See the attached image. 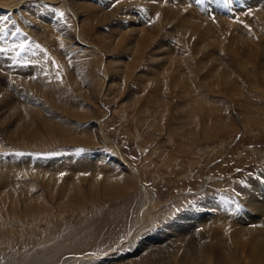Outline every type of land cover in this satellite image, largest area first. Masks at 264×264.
Segmentation results:
<instances>
[{
	"label": "rangeland",
	"instance_id": "374dc122",
	"mask_svg": "<svg viewBox=\"0 0 264 264\" xmlns=\"http://www.w3.org/2000/svg\"><path fill=\"white\" fill-rule=\"evenodd\" d=\"M12 1L14 0H0V4L5 5ZM22 1V5L14 10L16 18L13 20V23L17 25V27L14 28V33L22 37L13 42L14 47H16L14 48L16 50L15 54H17V56L22 52H27L28 54L31 50L33 57L30 58L32 61H30V67L38 66L40 78L35 87H30L38 101H32V104L29 106H33L35 113L42 118H49V115H51L50 118L54 115L63 117V119L69 121L68 123L71 126H75V130H68L69 132L63 130L65 131L63 133L59 131L58 134H49L45 129L43 133L44 136L42 135L43 137L38 140V144H36L37 142L34 141V139H28L27 137H23V140L19 138L16 141L14 135L12 134L11 136V133L16 132L19 128L16 122V115L9 113L10 111L7 110V108L0 110V203H2L0 204V262L3 261V263L6 264H8V262H10V264H15L19 261H23V255L19 256L14 253L12 254L13 256L10 255L9 257L11 247L13 246L7 243L15 239L12 238L14 234L16 236H18L17 234H19V236H30L36 228L41 229L38 230V232L46 233L45 231H47L49 227H59L57 231L61 232L60 236H65L70 235L72 232H76V230L79 231V229L84 230L86 227L89 228L93 224L95 220L93 216L96 217V213H91L92 209L98 210L101 207L103 208V200H101L103 198H100V196L103 195L102 188H104V183L102 182V177L99 179V177L93 178L90 175V178L87 177L86 179V176H84L86 171L82 169V166L80 167L78 164L75 166V163H78L80 158L81 161H84L85 159L83 158L86 155L89 156L91 160L95 157L93 160L100 163L102 166L106 163V161L99 159V156L103 154L102 152L109 153L115 157L119 156L128 167L130 165L134 168L129 180L132 182H128L125 185L126 195L128 196L129 192L134 193L135 191H138V193H142L143 191L144 193L146 189H149L155 194L156 203L159 208L166 204L167 206L169 204H175L176 206L179 204L181 205V203H179L180 201H177L180 199L181 202L187 200L183 202L184 205L181 207V209L185 211V205L188 202L192 203L190 201L199 196L208 194H210V196L223 195V193H229L228 195L231 198L229 202L233 203L234 200V203H237L239 206L238 208L236 205L233 210L231 209L232 211L230 210V213L239 216V214L244 213V205L246 207L249 203V206L253 208L257 207L256 209L262 208L261 210L264 211V0H261L256 7H252L251 5L246 6L244 3L240 2L243 0H236V3H239L240 7L233 8L231 6L233 9L231 16L216 12L215 7L210 5V0H204L206 8L203 12H200V10L198 11V8L195 7L193 3L191 4L186 0H181V3H178L179 0H151L152 3H156L155 5L159 6V10L165 9L166 6H168L167 9H171V6H173L172 9L176 11V15H181L179 16L180 20L185 15L187 16L185 12L189 11V5L191 8H194L196 16L194 15V18L190 17V19L192 22H196L195 25L188 26L190 23L186 22V26L183 21L185 27H192L193 30L188 32L191 34L176 29L177 27H183L182 22L179 20H176L177 22L174 24L175 27L177 26L176 28H172L174 27L172 23L157 22L156 15H154L155 12L151 11L152 9L148 7L147 1L150 0H115L113 6L119 4V7L117 6L119 11L114 16L116 19L122 16V20H125L124 23L131 24V17L134 14H140L148 20V26L158 23L156 28L159 26L158 29L160 32H156V34L157 36L159 35V39L156 36L155 40L148 44V48L146 45L144 50L136 55L128 52L125 48L128 46L125 42H121L120 38L116 36L119 34L117 30L118 25L112 24L109 18L103 19L100 16L96 20L91 16L88 18L85 15L87 6L86 4L83 5L84 2H92L93 6L99 4L96 7L101 9V5L105 3V0H72L74 1V6L76 5L77 8H81V11L84 6V14L82 16V23L84 24H82V26L84 28H82L83 32L79 38L80 41L82 40L83 48H88H86V53L80 51L81 53L78 57H68L65 55V58H68L69 61L64 59V55L60 53L63 51V47L59 45V48H55L48 34L38 37L34 34L35 27L33 26L35 24L33 21L30 23L32 29L28 26H24L23 23L25 22L26 15L23 10L26 11V5L29 2H26V0ZM47 1H52L51 3H53H47V6L52 5V8H55L59 13L63 12V16L71 21L72 16H70V10H74L69 4L70 0ZM82 1L83 3H81ZM182 1L185 2L182 3ZM75 2H77V4ZM224 2L227 1L224 0ZM230 3H235V0ZM44 5H46V3ZM125 5L126 7H124ZM103 7L104 5H102V9ZM121 10H123V12ZM173 10H171L172 13H174ZM181 11L183 13H181ZM84 17H87V19H84ZM216 20L217 22H215ZM219 21L220 24H218ZM236 22L241 26L239 27V24H236ZM73 23H75V21H73ZM223 23H226L227 26ZM70 24H72V21ZM221 25H223V27ZM225 26L226 28H224ZM260 26L262 28H260ZM46 27L47 29L50 28L49 25ZM51 29L52 28L48 29V31H51ZM225 30L226 32H224ZM51 33L53 32L51 31ZM47 38H49L52 45L49 44L50 41ZM234 38H240L239 41H241V45L246 51L243 48L240 50L241 52H239V50L237 51V49H240V46ZM159 41H161V43ZM247 41L249 44L246 43ZM224 43L226 45H224ZM21 45L25 46L23 48L25 51L22 48L19 49ZM202 45L205 46L203 47ZM168 46L169 48H167ZM59 49H61V51ZM175 49L184 51L187 56L190 57L189 59L192 63L191 68L189 65L185 66L183 64L182 60L185 59L184 56L179 55ZM104 50H107L108 53L103 54ZM10 53L11 52H8L7 54V52H5L4 56L8 57ZM73 54H76V52ZM113 59L116 60V63ZM222 59L224 61L227 59L228 61L231 60L234 62L232 71L235 75H233L234 77H227L226 79H221L219 77L221 80H216L213 75L209 73H211L213 68H216V65H218L219 61L221 62ZM42 60L44 66L41 65ZM240 60L244 63L242 62L239 65ZM14 63L10 65L13 66ZM242 64H244L245 67ZM178 65L180 68L177 67ZM199 65L200 67L203 66L202 69ZM76 67L77 69H75ZM44 68H46V71H44ZM67 69L71 72H69V70L67 71ZM218 70H220V68ZM8 71L9 69L0 67V73H4L3 76L8 75ZM45 73V77L47 78L44 77ZM192 73H195V75ZM202 75L205 76L202 77ZM153 76L155 79H153ZM49 77L52 78L54 82L50 79L51 82L48 79ZM67 78L69 80H67ZM182 78L185 79L183 80ZM211 79L214 80L212 81ZM70 80L73 84L71 82L68 83ZM75 80L78 86L75 84ZM96 82L97 84H95ZM53 83L58 84L60 88L69 92V94L75 95L74 98L77 99L73 103L77 102V115L73 113V116L71 114L69 115L70 110L68 111V109H70L71 106H69L70 103L68 100L65 99V101L60 99L58 102L57 99H55L56 90L52 87ZM76 87L77 89H75ZM4 91H7V89H5V83L0 80V92L2 93ZM38 92H44V94ZM45 95L48 98H46ZM3 106H0V108ZM212 122L213 124L217 122V124L213 125ZM99 123H101L102 132L105 138H107V141L101 142L97 139L96 126ZM246 123L247 126H245ZM75 124H78V127ZM185 129L186 131H184ZM66 132H68L67 135ZM90 135L93 136L91 137ZM70 136H74V138L76 137L80 140L75 142L71 140ZM68 139L70 140L67 141ZM32 140L34 143H32ZM12 156H18L21 159L26 158V156L27 158L28 156H33L35 159L43 160V162L54 160L62 163L61 165L64 164L63 166L66 170V172L65 170L63 171L64 174L71 175L72 178L75 177L77 181H82V191L78 192L80 195L79 198H77H81L82 200H77L75 197L73 201L71 200L73 197L62 198V185L58 184L60 186L58 187L60 193L57 192V197L62 204L60 205L61 207L59 206L55 209V216L52 218L51 223L48 224L43 222L38 225L41 228H38L34 220L24 215L19 209L15 211L17 213L14 215V212L11 213L12 204L9 196L7 197L8 202L4 199L10 189H6L1 182L4 175L2 172L7 169L5 166H10ZM96 157L98 159H96ZM107 165L109 166L110 164L106 163L104 167H107ZM73 173L74 175H72ZM93 179H96V190L94 191H92L95 184ZM68 180L69 179H67V181ZM42 187H45V185ZM20 191V193L23 194L22 189ZM94 192L97 194L101 192V195L96 194V196L93 194ZM20 193H17L19 197ZM17 194L15 193V195ZM233 195L235 198L237 196L238 200L234 199ZM239 196H242L241 199ZM74 203L75 205H73ZM69 204L70 206H68ZM62 206L64 208L66 207V211ZM67 206L69 208L71 206L74 207L69 209ZM163 209L164 207L161 211H163ZM212 211L214 212L215 210L213 209ZM89 212L93 214V216H90L91 218H89ZM12 216H16V218ZM249 218L242 220V222L248 226L252 224L256 226L258 228V233L262 237V241H264V222H262L264 219H262V217L257 218V216H251ZM131 229L132 231H127L128 234L125 233L122 235L123 237H120L121 240H124L122 243H120V239H117V241L109 245V248H106V250H103L100 254L93 255V259H91L92 257L90 259H96L98 261L99 256H106L107 254L112 257V255L117 254V252H114L116 250L115 248L120 246L118 250L121 249V254L132 255V258L130 257L131 261L137 262L141 260L144 251L139 250V242L140 240H145L144 242L153 241L147 238L150 233H153V230H147L148 228L140 225H134V227L132 225ZM130 233L140 235L138 239L135 238L136 243H129L128 240L126 241V236ZM33 251L31 254L29 252V255L26 257L29 258L30 255L34 256L37 250ZM137 251L138 253L135 255L133 252ZM241 255L242 254H240V257L243 256ZM148 256L154 259L160 256V253L154 251L153 254L149 253ZM249 258L250 256L242 257L247 264H252V260ZM84 263L90 264L91 262L86 260L80 261V264Z\"/></svg>",
	"mask_w": 264,
	"mask_h": 264
},
{
	"label": "bare ground",
	"instance_id": "6f19581e",
	"mask_svg": "<svg viewBox=\"0 0 264 264\" xmlns=\"http://www.w3.org/2000/svg\"><path fill=\"white\" fill-rule=\"evenodd\" d=\"M180 1L181 0H179L178 3H181ZM186 1H189V3H191V4L193 3V5L198 8V11L200 10V12H203L204 9L206 8V4H205L204 0H186ZM26 2H29V3H27V5H26V11L23 10V12H25V15H26L25 22L23 23L24 26H28L30 29H32V26L30 27V23H32V21H33L35 24L33 26V27H35V30H34L35 33L34 32L33 33L35 35H37V37L44 35V34L45 35L48 34L51 37V41H52L53 45L55 46V48L56 47L59 48V45L63 47V51L60 53H62V55H64V59L68 60V58H65V55L68 57H70V56L71 57L72 56L78 57L81 52L86 53L85 51H87L86 48H88V47L83 48L82 42H81L82 40L80 41V38H79L81 33L83 32L82 28H84L82 26V24H83L82 23L83 22L82 16L84 14L83 13L84 6H83V9L81 11L80 10L81 8L79 9L76 7V5L74 6V1L70 0L69 4L72 7V9L74 10V11L70 10V14H71L70 16H72V18H71L72 24H70L71 21L68 20L67 17H65V16L61 17L60 13L57 12V10L55 8L51 7L52 5L47 6V3L53 4V3H51L52 1L49 2L47 0H26ZM114 2H115V0H105V3L102 4V5H104L103 9H102L101 4H100L101 9H99L98 7H96L99 4L98 5L96 4V6L95 5L93 6L92 2H89V3L84 2L83 3V1H82L81 3H83V5L86 4V6H87L85 9L86 12L85 11L84 12L88 18H89V16H91L93 19L97 20V18L101 16V18H103V19L109 18L110 21L112 22V24L118 25L117 30H118L119 34H117L116 36H118L120 38L121 42H125V44L128 46V47H125L128 50V52H131L132 54L134 53L136 55L139 52L143 51L144 47L146 45L148 48V44H150L151 41L155 40V37L157 36L156 32H160L158 29L159 26H158V28H156V25L158 23L154 24L155 26L154 25L148 26V20L146 18L142 17L140 14H137V15L134 14L131 17V20H132L131 24L130 23L126 24V23H124L125 20L124 21L122 20V16H119V19H116V17H114L115 14L119 11L118 10L119 4L117 5L118 7L113 6ZM183 2H185V1H182V3ZM210 2H211L210 5L215 7L216 12H219L220 14H224L226 16H231V14L233 13V9L231 8V6L233 8L234 7L235 8L240 7L239 3H236V0H235V3H233V4L229 3V2H224V0L223 1L222 0H210ZM231 2H233V0H231ZM240 2L244 3L246 6L251 5L252 7L253 6L256 7V5H259L261 0H243ZM22 3H23L22 0H17V1L14 0L12 2H9L8 4H5V5L0 4V67L9 69L8 75L3 76L4 73H2V74L0 73V80H2L5 83V89H7V91H4L2 93L0 92V106L4 105L3 107L0 108V110L7 108V110L10 111L9 113L16 115V122L18 123L19 128L16 132L11 133V136L13 134L16 141L19 138L21 140H23V137H27L28 139H34V141L37 142L36 144H38L39 143L38 140L44 136L43 133H44L45 129H46V132H49V134H53V133L58 134L59 131L62 133L65 132L63 130L74 131L75 126L74 127L71 126L68 123L69 121L66 119H63V117H58V116L54 115L52 118H50L51 115H49L48 113L47 114L49 115L48 116L49 118H42L40 115H37V113H35V111H34L35 109H33V106H29L32 104V101H38L37 97H35V95L32 93V91H31L32 89L30 87H32V88L35 87L38 84L37 81L40 80V78H39V74H38V72H39L38 66H36V67L33 66L32 68L30 67V61H31L30 58L33 57L31 50L27 54V52L26 53L22 52L23 50L25 51V49L22 48L23 49L21 51L22 53L19 56H17V54H15L16 50L14 48H16V47H14L13 42L21 39L22 37L21 36L19 37V36H17V34L14 33V31H15L14 28L17 27V25L13 23L14 22L13 20L16 18L14 10L17 9L20 5H22ZM45 3H46V5H44ZM75 3L77 4V2H75ZM147 3H148V7L152 9L151 11L155 12L154 15H156V19H157L156 21L157 22L167 23V24L172 23V25L174 26L172 28H176L177 26L175 27L174 24H175V22H177L176 20H179L182 22L183 27H177L176 29H180L181 32L184 31L186 33L193 30L192 27H185V25H184V23L186 24V26H187V23H190L188 26H190V25L193 26L196 23V22H192V20L190 19V17L194 18L193 16L196 14L195 9L191 8L190 5L188 8L189 11L185 12L187 14V16L185 15L180 20L179 16H181V15H179V16L176 15V13H175L176 11H174L172 9L173 6H171V9L170 8L167 9L168 6H166L165 9L163 8L162 10H159L158 9L159 6L155 5L156 3H152L151 0L147 1ZM122 4H123V2H122ZM186 4H187V2H186ZM163 5H162V7H163ZM178 6H179V4H178ZM124 7H126V5ZM164 7H165V5H164ZM62 8H63V6H62ZM171 10H173L174 13H172ZM121 11L123 12V10H121ZM171 13H172V15H171ZM181 13H183V12L181 11ZM206 14H207V12H206ZM87 17L86 18L84 17V19H87ZM73 21H75V23H73ZM183 21H184V23H183ZM199 22H200V20H199ZM215 22H217V20ZM227 22H228V20H227ZM237 22H236V24H239ZM226 23L225 24L223 23V24L226 25ZM218 24H220V21ZM43 25H45V26H43ZM48 25L50 26V28H52L51 31L53 33H51V31H48V29H50V28L47 29L46 26H48ZM231 25H233V24H231ZM221 26L223 27V25H221ZM226 26L224 28H226ZM240 26L241 25L239 24V27ZM260 28H262V27L260 26ZM160 29H162V28H160ZM112 30H114V29H112ZM209 31H211V30H209ZM224 32H226V30ZM255 33L257 34L258 32H255ZM259 33H260V31H259ZM53 34H55V35H53ZM188 34H191V33H188ZM229 34H231V33H229ZM54 36H56V37H54ZM167 37H169V36H167ZM49 38H47V39L49 40ZM158 39H159V37H158ZM210 39H209V41H210ZM216 39H217V37H216ZM234 39L238 42V45L240 46V49H237V51L239 50V52H241L240 50L243 47L241 45V41H239L240 38H238V39L234 38ZM51 41L49 43L50 45H52ZM156 42H158V41H156ZM159 42L161 43V41H159ZM171 42H172V40H171ZM177 43H178V41H177ZM246 43H248V41ZM179 44H181V43H179ZM179 44H178V46H179ZM224 45H226V44L224 43ZM244 46H246V45H244ZM94 47H96V46H94ZM20 48L21 47H19V49ZM167 48H169V46ZM53 50H55V49H53ZM59 50L61 51V49H59ZM59 50H58V52H59ZM175 50L179 53V55L184 56L185 59L182 60L183 64L185 66L189 65V67L191 68L192 63H191V60L189 59L190 57L187 56V54L184 51H178L177 49H175ZM219 51H221V50H219ZM223 51H224V49H223ZM5 52H7V54H8V52H11V53L7 57V56H4ZM34 52H36V51H34ZM75 52H76V54H73ZM107 53H108L107 50L103 51V54H107ZM174 56H176V55H174ZM258 56H260V55H258ZM37 57H38V55H37ZM240 57H241V55H240ZM172 58H174V57H172ZM248 58H249V56H248ZM105 59H106V57H105ZM36 60H37V58H36ZM113 60L116 63V60L115 59H113ZM222 60H221V62L219 61V64L216 65V68H213L211 73H209L210 75H213L214 79H216V80H221L224 78L226 79L227 77L229 78V77H232L233 75H235V73L232 71V68L234 66V62L231 60L228 61L227 59H226L227 61L226 60L222 61ZM168 61H169V59H168ZM174 61H176V60H174ZM242 62L243 61L240 60L239 65ZM11 63H14L13 66L10 65ZM120 63H121V60H120ZM194 63H196V62H194ZM41 65H43V60H42ZM203 65H204V63H203ZM242 65L245 67L244 64H242ZM170 66H171V64H170ZM177 67H179V65ZM199 67H200V65H199ZM202 67L203 66H201L200 68L202 69ZM68 68H69V66H68ZM219 68H220V70H218ZM45 69L46 68H44V71H46ZM69 69H67V71ZM75 69H77V67ZM169 69L172 70L171 68H169ZM177 70H178V68H177ZM67 71H66V73H67ZM199 71H200V69H199ZM69 72H71V71L69 70ZM119 73H120V70H119ZM132 73H134V72H132ZM237 73H238V71H237ZM52 74H54V73H52ZM176 74H177V71H176ZM192 74L195 75V73H192ZM45 76H46V73L44 74V77ZM73 76H75V75H73ZM203 76H205V75H202V77ZM50 77L48 78L49 80L52 79ZM196 77H197V75H196ZM45 78H47V77H45ZM68 78H67V80H69ZM153 79H155V77ZM214 79H211V80L213 81ZM108 80H110V79H108ZM183 80H181V81H183ZM42 81H44V80H42ZM52 81H53V79H52ZM62 81H64V80H62ZM199 81H200V79H199ZM70 82H71V80L68 83H70ZM192 82H193V80H192ZM200 83H201V81H200ZM50 84H52V83H50ZM75 84H77L76 80H75ZM83 84H84V81H83ZM89 84H90V82H89ZM95 84H97V82ZM77 86H78V84H77ZM52 87H53V89L56 90L55 91V95H56L55 99H57L58 102L60 101V99L61 100L66 99L70 103L69 106H71V108L68 109V111L70 110L71 113L69 112V115L70 114L72 115V113L74 115H77L76 113H77V108H78L77 106L78 105H77V102L73 103L77 99V98H74L75 95L73 96V95L69 94V92L60 88V86H58V84H56V83H53ZM75 89H77V87ZM196 92H197V90H196ZM38 93L44 94V92H38ZM80 97H82V96H80ZM46 98H48V97L46 96ZM58 102H57V105H58ZM58 107H59V105H58ZM40 114H42V113H40ZM187 118H188V116H187ZM205 119H206V117H205ZM206 121H207V119H206ZM70 123H71V121H70ZM193 124H195V123H193ZM212 124H213V122H212ZM216 124H217V122H215V124H213V125H216ZM245 126H247V123L245 124ZM96 127H97V135H98L97 139L101 142H103L105 140L107 141V138H105V135H103L101 123L97 124ZM184 131H186V129ZM68 132H66V135ZM90 136L92 137L93 135H90ZM196 139H198V138H196ZM69 140L70 139H68L67 141H69ZM71 140H74L75 142H77L80 139H77L76 137L74 138V136H73V137H71ZM86 140H87V138H86ZM24 142H26V141H24ZM28 143H29V141H28ZM32 143H34L33 140H32ZM102 153L104 154L105 152H102ZM103 154H101L99 156V159H102L103 161H106V163H109L110 165L109 166L107 165V167H104V165L106 163L102 166V165H100V163L93 160L95 157L92 158V160H91V159H89V156H87V155L84 156V158H83V159H85L84 161H81V158H80L79 162L75 163V166H77L76 164H78V166H80V167L82 166V169H84L86 171L85 175H84V176H86V179H87V177L90 178L89 177L90 175L93 178H98V177H99V179H101L100 177L103 178V180H102V182L104 183L103 184L104 188H102L103 189L102 190L103 195L100 196V198L101 197L103 198V199H101V200H103V202H102L103 208L101 207L98 210L92 209L91 213L92 212H93V214L96 213V217L93 216V214H91L89 212V218H91L90 217L91 215L95 218L93 224L89 228L88 227H86L85 229L83 228L84 230L79 229V231L76 230V232H72L70 235H65V236H60L61 232L57 231V229L59 230V227L58 228L57 227L56 228H50L49 227L48 228L49 230L47 229V231H45L46 233L38 232V230H41V229H37L35 227L36 230L32 232V234L30 235L31 237L29 235H27V236H24V235L19 236V234H17L18 236H16L15 234L12 235V238H15V239L11 240L10 243H7V244H11L13 246V247H11L9 257H10V255H12L14 253L18 254L19 256L20 255L24 256V258L22 259L23 260L22 262L19 261L20 263L17 262L15 264H80L81 260L90 261L91 262L90 264H247V262L242 259L243 256H250L249 259L252 260V264H264V241H262V237L258 233V230H257L258 228L256 226H253V224L248 226L242 222V220H246L247 218H249L251 216H257V218L262 217V219H264V211L261 210L262 208H260V209H256L257 207L253 208L252 206H249L250 205V203H249L246 207H245V205H244V207L242 206L244 209L243 212L245 214L241 213V214H239V216H237L234 213L232 214V213H230V210L231 209L233 210L235 208V206L237 205V203L235 204L234 200H233V203L229 202V200L231 201V198L228 195L229 193L228 194L223 193V195L219 194V195L210 196V194H208V195L199 196L198 198L191 200L190 202H192V203L188 202L185 205V211H183L181 209V207L184 205L183 202H186L187 200L181 202L180 199H178L177 201H180L179 203H181V205L179 204L176 206L175 204H169L167 206V204H166L165 206H162L161 208H159L158 204L156 203L157 201H156L155 194L153 192H151V190H149V189H146L144 193H143V191H142V193L141 192L138 193V191H135L134 193L129 192V195L127 196L126 190H125L126 189L125 185L128 182H132L129 180L131 178L130 177L131 173H133V171H134V168H132L130 165L128 167L127 164L119 156L115 157V156L110 155L109 153H105L104 155ZM97 157H98V155H97ZM97 157H96V159H98ZM11 159L12 160H11L10 166L9 167H8V165L5 166V168H7V169H5V171L3 170V172H2V173H4V175H3V179L1 180V182L4 185V187H6V189H10V190H8V194H6V198L4 197V199H6V201H7V199H8L7 197L9 196V199H10L11 204H12L11 213L14 212V215H16V213H17L15 211L16 210L18 211V209H19L24 215L30 217V219H33L34 223H36L35 225L38 228H41L38 225L42 224L43 222H46L48 224L51 223L52 218L55 216V214H54L55 209L58 208L62 204L57 197V195H58L57 192L60 193V190H58V187H60L59 185H62V191H61L62 192L61 194L63 196L62 198H67V197L72 198L73 197V199H71L72 201L74 200V197H75V199L79 198L80 193H78V192L82 191L81 190L82 186H83V184L81 183L82 181L81 180L77 181V180H75L76 179L75 177L72 178L71 175L69 176V175L64 174L63 173V171L65 170V167L63 166L64 164L61 165L62 163H59V162L54 161V160H51L49 162H46V161L43 162V160L41 161L39 159H35V157H33V156L32 157L28 156V158L26 156V158H23V159H21L18 156L17 157L12 156ZM166 164H167V161H166ZM127 171H129V172H127ZM65 172H66V170H65ZM72 175H74V173ZM67 176H69V177H67ZM67 179H69L70 181L69 180L67 181ZM99 179H97V180H99ZM93 180H94L93 182H95V184L92 188V191L96 190V179H93ZM240 183H241V181H240ZM43 185H45V187H42ZM220 185L223 186L222 184H220ZM19 188H20V190L22 189L23 194L20 193L21 191L19 190ZM242 190H243V187H242ZM18 192L20 193V197L17 194ZM15 193L18 196L15 195ZM93 194L96 195L97 193L94 192ZM99 194H97V195H99ZM253 194H254V192H253ZM233 197H234V195H233ZM241 197H240V199H241ZM261 197H262V195H261ZM190 199H192V198H190ZM234 199L238 200L237 196H236V198L234 197ZM60 200H61V198H60ZM77 200H82V199L80 198ZM182 200H184V199H182ZM0 204H2V203H0ZM73 205H75V203ZM65 206H66V204H65ZM68 206H70V204ZM71 207H74V206H71ZM163 207H164V209H163V211H161V209ZM238 208H239V206H238ZM213 209L215 210L214 212L212 211ZM64 210L66 211V207L64 208ZM246 216H247V218H246ZM12 217L16 218V216H12ZM249 219H248V222H249ZM262 222H264V221H262ZM2 225H4V224H2ZM132 225H133V227H134V225L135 226L140 225V226H144L145 228H148L147 230H149V229L153 230V233H150V235L147 237L148 240H153V241L144 242L145 240H143V241L140 240V242H139L140 243L139 244V248H140L139 250L144 251V254H143L141 260H139L137 262L131 261L130 257L132 258V255L131 254H121V252H120L121 249L118 250L120 246H117L115 248L116 250L114 249L115 250L114 252H117V254L112 255V257H110L111 255L108 256V254H107L106 255L107 257L106 256H101V257L99 256L98 261L96 259L91 260V259H93V257H92L93 255L100 254L101 252H103V250H106V248H109L110 247L109 245H111V244H113V242L117 241V239L121 240L120 237H123L122 235L127 233V231L128 232H129V230L132 231V229H131ZM263 226H264V223H263ZM154 230H155V233H154ZM11 231H13V230H11ZM21 231H23V230H21ZM14 233H15V231H14ZM145 233H146V231H145ZM126 237H127L126 241L128 240L129 243L130 242L136 243L135 238L138 239L140 237V235H137L136 233H130ZM126 237H124V238H126ZM147 238H146V240H147ZM143 239H145V238H143ZM122 241H124V240H121L120 243H122ZM33 250H37V252H35V255L34 256L30 255V257L32 256L31 258L26 257L29 255V252L31 254V252ZM154 251H156V252L158 251V253H160V256H158L154 259H151V256L149 257L148 255H149V253L153 254ZM133 253L136 255L138 253V251L133 252ZM240 254H242L243 256L241 255L242 257H240ZM137 257H138V255H137ZM93 261H95V262H93ZM0 264H6V263H3V261H2V262H0ZM8 264H10V262H8Z\"/></svg>",
	"mask_w": 264,
	"mask_h": 264
},
{
	"label": "snow or ice",
	"instance_id": "6c2138e0",
	"mask_svg": "<svg viewBox=\"0 0 264 264\" xmlns=\"http://www.w3.org/2000/svg\"><path fill=\"white\" fill-rule=\"evenodd\" d=\"M227 2H229V3H230V2H231V0H227ZM60 15H61V17H63L64 13H63V12H61V13H60ZM20 47H21V48H24L25 46H24V45H21Z\"/></svg>",
	"mask_w": 264,
	"mask_h": 264
}]
</instances>
